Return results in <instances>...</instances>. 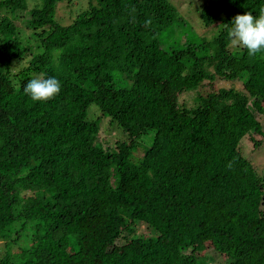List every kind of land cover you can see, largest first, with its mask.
I'll list each match as a JSON object with an SVG mask.
<instances>
[{
  "label": "trees",
  "instance_id": "16d2710c",
  "mask_svg": "<svg viewBox=\"0 0 264 264\" xmlns=\"http://www.w3.org/2000/svg\"><path fill=\"white\" fill-rule=\"evenodd\" d=\"M72 2L0 0V240L12 248L25 226L14 239L12 227L32 222L29 245L0 264H207L206 248L264 264V178L240 147L264 134V52L228 39V23L264 0H206L201 21L217 35L170 49V0H88L64 24L58 7ZM38 76L60 93L31 100ZM218 77L243 89L203 94ZM173 82L196 92L180 115ZM92 105L128 143L105 146Z\"/></svg>",
  "mask_w": 264,
  "mask_h": 264
},
{
  "label": "rangeland",
  "instance_id": "374dc122",
  "mask_svg": "<svg viewBox=\"0 0 264 264\" xmlns=\"http://www.w3.org/2000/svg\"><path fill=\"white\" fill-rule=\"evenodd\" d=\"M28 0V4H29ZM71 5L67 3L60 4L57 11V18H61L64 24L70 23L76 16L87 8L88 0H72ZM171 3L178 9L180 18L173 22L165 31L160 34V41L165 49H170L171 47H182L185 43H199V40L213 39L218 31L219 25L212 27H206L201 21V5L206 0H170ZM70 6V7H69ZM69 7V8H68ZM1 15V14H0ZM60 20V19H59ZM236 87L239 90L243 89L241 82H227L219 77L214 82H206L200 88L203 94L210 91H217L219 88H229ZM169 95L175 103V110L180 115V111L183 105L185 107H191L195 103L196 92H187L178 83H170L168 87ZM89 120H96L100 122L101 126V140L104 141L105 146L114 148L116 143H128V135L119 128L116 124H111L108 117H103L99 108L96 105H92L89 109ZM263 131H264V114L258 115ZM139 141L137 149L132 152L134 157L141 158L144 152L149 146V142ZM241 151L245 158L250 160L257 172L261 177L264 178V134H251L245 137L241 142ZM24 220L22 222L16 223L12 227V236L14 239L17 237L18 230L25 226V229L21 231L19 238L17 239L16 245L12 248H16L17 252L20 249H24L29 245L30 236L32 233V222H27L24 225ZM143 233L146 236H150V231H148L145 226H141ZM152 237H154L152 235ZM11 243L9 239L0 240V258L5 255L10 249L11 253L16 254L14 249L9 248L8 244ZM14 244V243H11ZM204 257L207 264H227L228 261L221 257L212 248L202 249L200 253Z\"/></svg>",
  "mask_w": 264,
  "mask_h": 264
},
{
  "label": "clouds",
  "instance_id": "9594fccd",
  "mask_svg": "<svg viewBox=\"0 0 264 264\" xmlns=\"http://www.w3.org/2000/svg\"><path fill=\"white\" fill-rule=\"evenodd\" d=\"M228 24V39L232 44L246 49L249 55L264 52V10L258 15L252 12L236 15ZM61 87L55 76H38L29 79L23 91L34 102H47L60 93Z\"/></svg>",
  "mask_w": 264,
  "mask_h": 264
}]
</instances>
